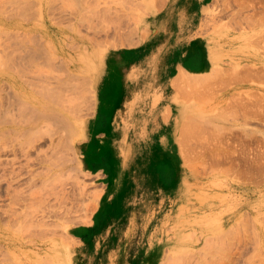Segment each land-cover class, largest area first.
<instances>
[{
  "label": "rangeland",
  "instance_id": "obj_1",
  "mask_svg": "<svg viewBox=\"0 0 264 264\" xmlns=\"http://www.w3.org/2000/svg\"><path fill=\"white\" fill-rule=\"evenodd\" d=\"M168 3L0 0V264H264V0ZM172 31L214 67L123 74Z\"/></svg>",
  "mask_w": 264,
  "mask_h": 264
},
{
  "label": "crops",
  "instance_id": "obj_2",
  "mask_svg": "<svg viewBox=\"0 0 264 264\" xmlns=\"http://www.w3.org/2000/svg\"><path fill=\"white\" fill-rule=\"evenodd\" d=\"M191 1L194 3V5L192 7L189 6L191 7L189 8L183 6L182 4L183 0H169V3L167 4L166 7V11L192 10L195 12V13L192 12V14L196 16V12H201L205 8H210L214 2V0H191ZM196 20L197 19H195V21ZM161 22L162 20L159 21V19H156L157 25L158 23L159 25L160 24L166 25ZM186 31L179 34H175L174 31H172L166 38H163L161 40H156L155 42L151 40L148 48H146L144 45L145 47L144 53H142L143 46H141L140 48L141 50L139 51L141 53H137L134 51L135 57L133 58L132 63L125 68V72L123 74L126 76V73L131 68H134L135 65H138L137 68L139 69V76L145 75L144 80H150V82H148L147 84V86L149 85L147 90L150 92L160 90L162 92L166 90L167 79L170 76V74L172 72L177 71L179 68L184 70H197L198 72H200L209 68L210 65H213L214 67V65L216 64V60L211 54V46L209 40L203 37L196 38L195 40H187V38H185L186 36H184V33ZM148 57L150 58L149 59L150 61L145 66L146 59ZM180 72H184V71L179 70L177 75H179ZM208 73L209 72L203 74L207 75ZM162 74L165 75V78L163 79H161ZM191 74H197V73H191ZM177 75H175L171 80L173 84ZM158 76H160L159 77L160 79L158 78ZM128 95L124 100L125 106H126L127 98L129 97ZM154 100L155 99L153 100L150 99L148 105L152 106ZM118 111H120V109H118ZM151 115L152 114H149L148 121ZM152 127H153L152 125L148 126V132L146 133L145 138L140 142H134L133 140H125L127 136L126 135L120 137V139L122 140L120 141L121 144H123L124 147L134 149V151L139 153H142L143 151L145 152L146 150H150V149H158L160 146L158 144H154L153 142H151V138H154V135L156 134L152 131L153 129ZM129 139H130V135H129ZM113 141L114 139L112 140L111 144L113 143Z\"/></svg>",
  "mask_w": 264,
  "mask_h": 264
}]
</instances>
